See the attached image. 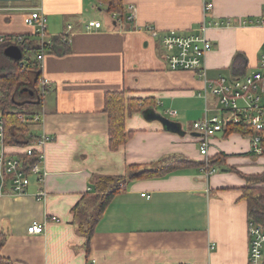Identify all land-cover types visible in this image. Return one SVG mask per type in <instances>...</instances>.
I'll return each mask as SVG.
<instances>
[{
  "label": "crops",
  "instance_id": "0c3cea01",
  "mask_svg": "<svg viewBox=\"0 0 264 264\" xmlns=\"http://www.w3.org/2000/svg\"><path fill=\"white\" fill-rule=\"evenodd\" d=\"M124 4L136 10L132 21L126 12L123 21L115 22L96 0L0 3L4 14L0 34L29 35L38 47L42 40L24 19L32 9L42 8L49 47L41 63L42 79L49 84L38 110L32 111L42 122L30 126L36 139L49 138L44 148L47 178L43 185L33 177L24 196L7 195L0 186V233L8 238L1 254L17 264H250L253 221L242 200L248 183L229 171L264 172V158L251 153L250 139L219 132L209 139L206 159L200 154L203 134L193 128L186 136L172 133L161 122L134 113L126 120L130 140L112 151L104 102L106 94L124 92L127 99L152 100L163 116L176 111V122L191 126L213 115L218 108L215 99L206 104L201 96L205 81L192 72L171 71L166 57L172 51L146 28L161 35L198 34L206 24L213 46L206 57L209 80L246 75L257 68L264 48V27L250 24L263 17L264 0H124ZM207 4H212L209 11ZM93 20L104 28L89 30ZM64 45L71 49L67 54ZM7 148L14 155L25 152ZM174 155L197 163H209L215 156L221 160L209 177L203 167H194L127 184L104 212L88 254L73 210L88 194H95L94 178L125 176L130 166ZM41 189L46 192L44 200L37 197ZM33 222L44 226L41 235L28 234Z\"/></svg>",
  "mask_w": 264,
  "mask_h": 264
},
{
  "label": "trees",
  "instance_id": "16d2710c",
  "mask_svg": "<svg viewBox=\"0 0 264 264\" xmlns=\"http://www.w3.org/2000/svg\"><path fill=\"white\" fill-rule=\"evenodd\" d=\"M96 2L104 7L106 13L111 17L117 14L122 19L126 15L124 0H96ZM4 36L5 43L0 44V113L5 125V143L9 147L27 149L36 140V136L30 132V126L33 124L34 117L38 114L22 110L21 107L27 104L39 105L43 101L44 95L40 87L42 67L38 61V56L48 52L49 47L33 45L34 38L29 35H20L23 37L21 43L16 42L19 35ZM37 36L35 34V37ZM57 41L61 42L62 39ZM11 46H17L21 49L23 53L21 61H15L5 55V50ZM64 46V53H69L71 49H68L66 45ZM240 56L238 55L236 60H239ZM242 76L244 75H233L236 79ZM25 89H28V92H25ZM31 91L34 93L33 95L30 94ZM149 111H156V106L152 100L127 99L124 92H113L105 95L104 113L107 114L109 119V143L112 151H117L125 146L132 136V132L126 129L127 118L134 113L144 115ZM251 133L250 128L242 124L231 123L226 127L224 136L239 134L249 138ZM262 136L264 149V132ZM16 156L28 168L35 164L36 160L33 157H28L25 153ZM260 157L264 158V155ZM220 160L219 156H215L206 164L205 162L197 163L183 156L174 155L158 163L130 166V172L125 176L95 177L93 180L95 194H88V199L84 198L82 203H79L73 210L78 232L86 238L87 253L90 252L91 241L104 212L115 196L126 190L125 186L127 184L139 180L165 178L179 170L194 167H207L210 170ZM229 171L237 174L248 183V186L242 190V200L248 206V217L251 221L264 226V172L259 175H246L235 168H229ZM7 239L5 233H0V264H17L1 254Z\"/></svg>",
  "mask_w": 264,
  "mask_h": 264
},
{
  "label": "built area",
  "instance_id": "2783aa9c",
  "mask_svg": "<svg viewBox=\"0 0 264 264\" xmlns=\"http://www.w3.org/2000/svg\"><path fill=\"white\" fill-rule=\"evenodd\" d=\"M212 9V4H207L205 10ZM126 12L130 13L131 21L135 15V8L128 6ZM127 15V14H126ZM113 20L123 21L124 17L117 14L113 15ZM25 24L35 29V34L42 40V46H47V30L48 19L42 8L32 9L24 19ZM250 24L261 25L264 27L263 17ZM220 24H212L216 27ZM223 25V24H222ZM230 25V23L226 24ZM104 24L101 21L93 20L88 23L89 30H101ZM208 26L203 25L198 34H185L178 32H167L164 35L152 27H148L147 32L152 37H161V43L164 48L170 49L172 53L167 55V61L171 71H187L195 73L199 78L205 81L204 93L201 96L205 99L206 104L212 98L217 103V109L211 116H206L204 119L193 124L192 128L195 132L203 134L202 146L200 154L203 157H208L209 139L217 133L226 130L229 124H242L252 130L249 136L251 142V153L254 156H263L264 149L262 146L264 132V48L261 56L259 67L253 75H244L241 78L223 77L220 76L216 81H211L208 78L206 67V57L212 50L213 46L210 40L206 37ZM68 32L72 27H68ZM68 36H63V40H67ZM5 36L0 34V44L5 43ZM16 42H23V37L18 36ZM45 54V53H44ZM44 54L38 56V61L42 63ZM49 82L42 79L40 87L42 94L46 93V87ZM209 109L207 110V113ZM165 117L172 121H177L176 111H167ZM42 122L40 115H36L33 124L39 125ZM49 138L42 136L37 138L35 142L25 149V154L28 157H33L36 161L32 167H26L23 161L16 155L8 152L5 143V125L0 113V186L3 193L18 197L28 193L32 178L38 177L39 182L44 185L47 178L45 164V146ZM208 164V160L205 161ZM202 171L207 177L216 173L215 168L210 170L204 167ZM39 200L46 198V192L41 189L37 195ZM44 232V226L38 222H33L28 227V234L41 235ZM250 249L249 258L250 264H264V226L251 222L249 225Z\"/></svg>",
  "mask_w": 264,
  "mask_h": 264
},
{
  "label": "water",
  "instance_id": "95a60500",
  "mask_svg": "<svg viewBox=\"0 0 264 264\" xmlns=\"http://www.w3.org/2000/svg\"><path fill=\"white\" fill-rule=\"evenodd\" d=\"M27 1L28 0H0V2L2 3H25ZM5 55L15 61H21L23 58V53L21 49L17 46L8 47L5 50ZM25 92H28V89H25ZM30 94L33 95L34 93L31 91ZM144 116L147 120L161 122L165 129L169 132L176 134H181L182 132V126L178 122L170 120L169 118L163 116L157 111H149L147 114H144ZM193 135L198 136L199 134Z\"/></svg>",
  "mask_w": 264,
  "mask_h": 264
},
{
  "label": "rangeland",
  "instance_id": "374dc122",
  "mask_svg": "<svg viewBox=\"0 0 264 264\" xmlns=\"http://www.w3.org/2000/svg\"><path fill=\"white\" fill-rule=\"evenodd\" d=\"M0 3H2V2H0ZM4 4H8V3H4ZM3 15L4 14H0V16H3ZM105 15H107V14H105ZM106 17L108 18V15ZM261 56H262V53L260 54V60H259V63H258V67L260 65ZM256 71H257V68H255V69L254 68L253 69H249L247 71V74L248 75H253ZM263 100H264V98H263ZM21 109L22 110H25V111H29V112L36 111V110H38V104H27V105L22 106ZM179 124L182 126V132H181V134H184V136H186L189 132H191L192 126H191L190 123L184 124L182 122H179Z\"/></svg>",
  "mask_w": 264,
  "mask_h": 264
}]
</instances>
